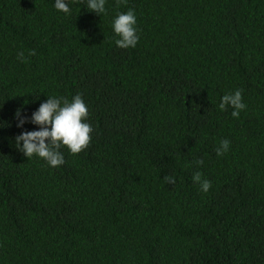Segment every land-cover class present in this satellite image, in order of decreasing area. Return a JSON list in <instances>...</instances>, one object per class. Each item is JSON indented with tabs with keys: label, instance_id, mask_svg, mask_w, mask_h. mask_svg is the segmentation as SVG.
Instances as JSON below:
<instances>
[{
	"label": "trees",
	"instance_id": "obj_1",
	"mask_svg": "<svg viewBox=\"0 0 264 264\" xmlns=\"http://www.w3.org/2000/svg\"><path fill=\"white\" fill-rule=\"evenodd\" d=\"M54 3L0 0V264H264V0ZM129 9L139 40L122 49ZM237 89L234 118L218 106ZM77 94L88 147L28 159L32 113Z\"/></svg>",
	"mask_w": 264,
	"mask_h": 264
},
{
	"label": "clouds",
	"instance_id": "obj_2",
	"mask_svg": "<svg viewBox=\"0 0 264 264\" xmlns=\"http://www.w3.org/2000/svg\"><path fill=\"white\" fill-rule=\"evenodd\" d=\"M106 0H87V9L98 15L105 13ZM121 3L126 4L127 0H117V7ZM54 7L65 14L70 12L67 0H55ZM136 16L132 9L127 12H118L112 21L114 33L118 39L115 40L116 46L122 49L135 47L139 36L137 35ZM32 52L30 55H34ZM18 59L23 61V53H18ZM242 89H237L234 93L225 94L219 104L221 111L226 110L228 106L233 108L231 115L239 118L240 112L246 108L242 102ZM18 119L17 127L22 128L28 117H21V110L17 109L15 113ZM88 117V108L82 97L77 94L71 101L64 97H50L46 102L40 104L39 108L31 115L30 122L38 126V130L23 131L15 137L16 147L26 157L31 158L36 155L45 160L51 167H59L64 161L60 152L61 146H66L72 154H78L88 147L93 131L90 124L84 122ZM230 141L227 139L220 142L216 148L217 155H223L228 151ZM197 165H202L203 160H197ZM195 183L200 185L202 192H208L211 182L202 179L200 172L194 173L192 177ZM166 184H175V178L166 175L164 177Z\"/></svg>",
	"mask_w": 264,
	"mask_h": 264
}]
</instances>
